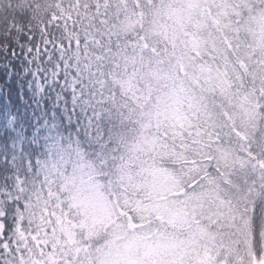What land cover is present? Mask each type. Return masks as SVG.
<instances>
[{
  "label": "snow or ice",
  "instance_id": "snow-or-ice-1",
  "mask_svg": "<svg viewBox=\"0 0 264 264\" xmlns=\"http://www.w3.org/2000/svg\"><path fill=\"white\" fill-rule=\"evenodd\" d=\"M0 27L88 97L92 149L0 196V264H264V0H0Z\"/></svg>",
  "mask_w": 264,
  "mask_h": 264
},
{
  "label": "rangeland",
  "instance_id": "rangeland-1",
  "mask_svg": "<svg viewBox=\"0 0 264 264\" xmlns=\"http://www.w3.org/2000/svg\"><path fill=\"white\" fill-rule=\"evenodd\" d=\"M20 61L22 86L28 97L24 100V113L12 110L5 102L4 90L0 89V123L9 133L8 160L13 173L10 185L0 190L3 197L15 194L17 179L29 188L38 185L50 165L75 158L85 151L83 147L88 142L86 136L80 138L79 132L84 129L91 105L86 95H74V79L69 73H64L68 83H60L57 89L61 91L54 92L56 72L52 65L55 61L41 63L35 55L31 59L23 55ZM11 69L5 65L7 79L13 72ZM77 114L85 117L80 128L73 131L72 117Z\"/></svg>",
  "mask_w": 264,
  "mask_h": 264
},
{
  "label": "trees",
  "instance_id": "trees-1",
  "mask_svg": "<svg viewBox=\"0 0 264 264\" xmlns=\"http://www.w3.org/2000/svg\"><path fill=\"white\" fill-rule=\"evenodd\" d=\"M20 32L10 34L6 29L0 27V89L4 90L5 102L12 110L17 113H24L26 110L24 100H28L27 94L24 87L22 86V70L19 67L20 59L22 58V49L27 47V45H21L20 41L22 39ZM15 50V54H13ZM11 67V76L6 78L4 74L5 65ZM62 83V82H61ZM54 86V92L61 91ZM67 98V96H65ZM82 115H75L72 117L73 121L71 123V129L75 131L80 128L81 122L84 121ZM88 118V117H87ZM86 118V119H87ZM74 122L76 126L74 125ZM83 129H80L79 134H81V139L85 137ZM9 133L1 126L0 123V190L6 186L10 185L12 180V169L8 160V149H9ZM84 152L91 155L92 149L89 143H85ZM30 158L33 160L32 150H29Z\"/></svg>",
  "mask_w": 264,
  "mask_h": 264
}]
</instances>
